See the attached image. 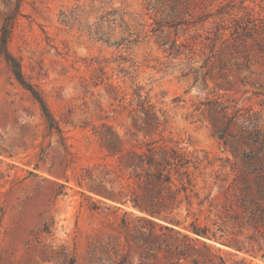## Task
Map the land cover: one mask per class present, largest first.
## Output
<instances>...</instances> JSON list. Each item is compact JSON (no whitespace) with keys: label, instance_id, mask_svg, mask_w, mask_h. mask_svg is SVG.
I'll return each instance as SVG.
<instances>
[{"label":"rangeland","instance_id":"1","mask_svg":"<svg viewBox=\"0 0 264 264\" xmlns=\"http://www.w3.org/2000/svg\"><path fill=\"white\" fill-rule=\"evenodd\" d=\"M18 6L8 50L54 122L0 56V264H264V0Z\"/></svg>","mask_w":264,"mask_h":264},{"label":"trees","instance_id":"2","mask_svg":"<svg viewBox=\"0 0 264 264\" xmlns=\"http://www.w3.org/2000/svg\"><path fill=\"white\" fill-rule=\"evenodd\" d=\"M16 2H17L16 10H14L11 14H9L5 17V19L3 20L2 26L0 28V56H3V58L5 59V62L7 64V66L9 67L14 78L23 87H25L29 91L33 100L38 104L42 117L45 119L48 126L50 128H52L54 119H53L52 114H51L50 110L48 109L45 101L30 86H26L24 84V82L22 80V74H21L19 64L15 60V57L8 50V45H9L10 38L12 35L13 25L15 23L17 15H18V7H19L18 3L20 2V0H16ZM170 11L174 14H175V11L178 12V10H175L173 5L170 6ZM148 106H149V104H145V103H141L139 105L140 110L143 111V114L145 115V118H143L142 132L143 133H157L159 126H160V121H159L158 116L155 113L148 111V108H147ZM222 113H223V111H222ZM228 125H229V120L226 118V125H225L226 130L228 129ZM225 127L222 128L220 130V132H217L218 133L217 137L223 141H224V138L222 136V133L224 135V133L226 131ZM138 129H141V124H140V127ZM112 136L113 137L111 140L103 143L104 148L110 153H122L124 151V150H122V149H124V148H122L123 144H124L123 141L119 138V136L117 134L112 133ZM248 138H250L252 142L256 143L258 147L263 146L258 141L259 136H258L257 132H254L253 136H249ZM157 150L159 152V148ZM258 151H260V149ZM160 153H161L162 159L156 160L154 158L148 157V162H146V163H149V165H152L156 168V173L154 176L155 180L159 181L160 183H162V182L166 183V185L168 187L167 190L169 192L170 198L173 199V198H175V191L171 190V187H170L173 184V179L170 176H165V171H166V169H169L172 164H175V158H171V157L170 158H164L165 157V150H163V149L160 151ZM130 154L137 157V159L140 161V163L145 164L142 161V156H144L142 153L137 154L136 152H128V156H130ZM174 156H175V150L172 151V157H174ZM188 181H190L189 178H188ZM134 207H136L140 211H147L143 206H140L136 202H134ZM149 213L153 214L155 212H149ZM164 228L171 230L167 226H164ZM190 231L193 234H195L197 237L213 238V236L208 235L205 231L201 230L194 223H192L190 225Z\"/></svg>","mask_w":264,"mask_h":264}]
</instances>
